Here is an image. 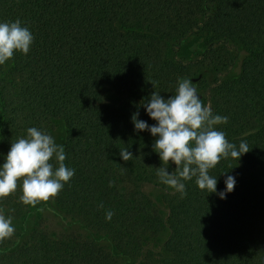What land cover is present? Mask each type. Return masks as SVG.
Masks as SVG:
<instances>
[{"label":"trees","instance_id":"1","mask_svg":"<svg viewBox=\"0 0 264 264\" xmlns=\"http://www.w3.org/2000/svg\"><path fill=\"white\" fill-rule=\"evenodd\" d=\"M16 19L34 40L27 55L14 53L0 66V162L29 127L48 133L57 118L64 163L75 174L35 207L20 202L19 181L0 199L15 227L0 241V264H127L117 256L132 264H264V0H0V22ZM201 27L208 37L200 57L176 58L172 47ZM179 78L193 81L214 115L228 117L216 126L226 139L250 149L209 170L217 191L227 175L236 178L223 200L200 190L195 177L183 197L160 183L154 137L133 130L137 111L155 123L140 104L152 92L174 95ZM101 85L122 99L105 102ZM123 148L129 161L119 156ZM175 167L169 162L167 170ZM143 183L162 189L165 214ZM45 206L79 230L26 231L27 216Z\"/></svg>","mask_w":264,"mask_h":264},{"label":"clouds","instance_id":"2","mask_svg":"<svg viewBox=\"0 0 264 264\" xmlns=\"http://www.w3.org/2000/svg\"><path fill=\"white\" fill-rule=\"evenodd\" d=\"M34 37L29 27L19 19L0 22V66L9 61L14 53L27 55ZM149 119H138L134 112L130 119L134 132L147 131L152 137V150L163 167H158L160 183L186 195L185 181L195 177V184L207 194H215L219 199L226 198L234 190L236 178L227 175L224 188L217 191V176L209 174L222 159L239 158L250 149L246 141L235 145L226 139L224 131L217 125L227 124L228 117L214 115L207 104H202L192 80L179 78L174 95L164 98L158 92L140 104ZM27 135L10 143L6 155L0 162V199L21 190L19 200L24 205L35 207L42 201L54 198L75 174V170L65 165L66 154L62 144H57L46 131L29 127ZM123 161L133 158L128 148L119 150ZM175 170L169 172L168 164ZM99 207H103L99 205ZM113 212L106 211L105 220H111ZM13 217L0 211V241L9 239L15 232Z\"/></svg>","mask_w":264,"mask_h":264},{"label":"rangeland","instance_id":"3","mask_svg":"<svg viewBox=\"0 0 264 264\" xmlns=\"http://www.w3.org/2000/svg\"><path fill=\"white\" fill-rule=\"evenodd\" d=\"M207 37L208 32L206 29H204L203 27L195 29L184 38H182L175 46H173L171 52L175 55L176 58L181 59L183 62H190L200 57V54H202L205 48V40L207 39ZM206 76L207 74L204 73L203 77ZM99 90L102 99L105 102H109L112 104L118 103L124 95L119 91L113 90L108 85H101L99 87ZM47 126L48 134L54 137L57 144L63 145V123L57 118H52L47 122ZM142 190L152 199V202L159 209V212L162 215L165 214V206L162 201V189L150 183H143ZM45 202L49 201H42L40 202V204ZM59 214V211L52 206L39 208L36 211H33L31 215L27 216L24 229L26 231H29L31 229L38 228L46 231L48 234H50V236H56L59 233L62 224L68 225V229L79 230L77 225L72 220L65 218L63 219ZM81 232L88 236V234H86L84 231ZM164 236L165 232L164 234L161 233L160 235H156L153 241L155 243H158L159 241H161V239H163ZM93 238H95L100 245H104L108 249H111V245L104 238L100 236H95ZM117 259L126 261L127 264L133 263L132 260L125 259L121 256H117Z\"/></svg>","mask_w":264,"mask_h":264}]
</instances>
